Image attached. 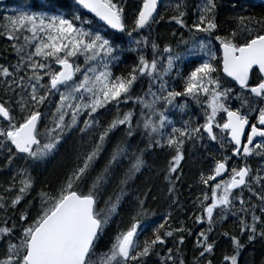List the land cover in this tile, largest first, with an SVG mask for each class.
Wrapping results in <instances>:
<instances>
[{
	"label": "snow or ice",
	"instance_id": "6c2138e0",
	"mask_svg": "<svg viewBox=\"0 0 264 264\" xmlns=\"http://www.w3.org/2000/svg\"><path fill=\"white\" fill-rule=\"evenodd\" d=\"M253 7L32 0L2 18L0 38L15 62L0 63V174L8 176L0 181V264H248L245 249L264 243V0L260 14H249ZM126 53L133 62L117 74ZM110 105L113 118L101 126ZM117 129L126 137L141 130L145 148L129 154L118 144L97 168ZM73 130L91 135L90 146L54 182L40 179ZM197 143L217 154L185 205L177 183L185 145ZM156 149L171 157L159 221L147 195L130 187L144 152ZM122 212L127 224L110 231Z\"/></svg>",
	"mask_w": 264,
	"mask_h": 264
},
{
	"label": "trees",
	"instance_id": "16d2710c",
	"mask_svg": "<svg viewBox=\"0 0 264 264\" xmlns=\"http://www.w3.org/2000/svg\"><path fill=\"white\" fill-rule=\"evenodd\" d=\"M32 2V0H10L8 2L0 3V23H3V17L6 15H10L11 11L15 7H19L22 4H27ZM57 5L66 4L68 0H53ZM137 0H129V3L135 4ZM165 2L174 3L175 0H165ZM252 2V1H251ZM189 3H192V0H189ZM227 3V0H225ZM256 5V7L249 9V14H260L261 12V4L252 2ZM223 18V17H221ZM163 24V22H162ZM164 34V29H161L159 25L154 35L161 36ZM8 48V43L0 38V63L5 62V57L7 60L11 62H15L14 54L9 49L5 52V49ZM124 63L119 65L114 71L119 74L120 71L124 70L128 65H131L134 59V55L131 53H126L125 57H123ZM139 89V87L137 88ZM192 112L199 113V108L192 106ZM114 109L112 106H109V109L104 110V115L100 117V125L106 126L107 122L113 118ZM181 114L177 113L173 118L178 121L177 126H179V119ZM83 119V117L81 118ZM195 119V117H194ZM143 133L141 130H137L135 134L131 137H126V133L123 129H117L114 133L110 134L109 140L106 144L104 153L101 154L100 161L97 163V168L102 167L103 163L106 160V157L110 154V152L116 147L118 144H122V146L126 147L129 154L136 153L139 154L141 149L145 148V142L142 139ZM92 142V136L87 135L81 138V134L73 130L72 133H69L64 142H62V146L60 147L59 155L56 160L52 161L50 164L46 166V171L40 179H47L49 181L54 182L58 178L61 177L64 168L63 165H71L74 162L76 155L79 153L86 151ZM205 144L208 142L205 141ZM212 151L209 152L208 148L202 147L201 144L197 143L194 147L191 145H185V161L182 162L183 174L181 176V180L177 183L178 193L180 196L181 203L185 205H190L191 199H193L196 195H199L197 180L201 170H205L207 167L208 159L212 155H216V145H211ZM200 154V155H199ZM170 154L166 150H153V151H145L144 152V160L146 162L145 168L141 170L140 173L137 174L136 179L131 184V189L133 190L134 195L146 194L148 199L146 203H148L153 211L156 213V216L153 217L155 220H160L161 216L167 210L166 208V195L165 188L167 181L163 179L166 174V168L168 161L171 157ZM131 159V155L124 158L123 164L121 166V171L125 170L129 166V161ZM159 159V160H158ZM259 162V158L253 164V160L251 161L252 167L256 168V163ZM158 171V172H157ZM36 173H34L35 175ZM8 179L6 173L0 174V181ZM42 185H38L40 187ZM109 194L112 192V188L108 189ZM35 195V193H33ZM124 213V214H123ZM175 215V213H174ZM181 219H184V215L180 216ZM127 214L126 212H122L119 217H113V223L110 225V231H114L116 225H120L121 227L127 224ZM191 223L190 221L188 222ZM203 226H196L194 228V233L199 230ZM228 227H232V225H228ZM188 248L186 252L188 254V258H192V250L194 246V236L189 237L187 240ZM221 244L224 247H227L224 241H221ZM192 246V247H191ZM243 258L248 261V264H264V243L257 241L254 245H249L244 253L242 254ZM217 259L220 257V252L216 253ZM214 264L216 261L214 260Z\"/></svg>",
	"mask_w": 264,
	"mask_h": 264
},
{
	"label": "rangeland",
	"instance_id": "374dc122",
	"mask_svg": "<svg viewBox=\"0 0 264 264\" xmlns=\"http://www.w3.org/2000/svg\"><path fill=\"white\" fill-rule=\"evenodd\" d=\"M160 26H161V29L163 30L164 27H163L162 22H161ZM158 27H159V25H154V26H153L154 32L157 31ZM164 32H165V29H164ZM139 91H140V89H137V92H138V93H139ZM131 107H134V106L131 104V102L129 103L128 106L121 105V111H122V112H123V111H128ZM136 111H137V112L139 111V108H138V107H136ZM257 159H258V158H256V159L253 160V164L256 162ZM257 164H258V162L256 163V165H257Z\"/></svg>",
	"mask_w": 264,
	"mask_h": 264
},
{
	"label": "water",
	"instance_id": "95a60500",
	"mask_svg": "<svg viewBox=\"0 0 264 264\" xmlns=\"http://www.w3.org/2000/svg\"><path fill=\"white\" fill-rule=\"evenodd\" d=\"M10 0H0V3H3V2H8ZM255 3H258V4H261L262 3V0H253Z\"/></svg>",
	"mask_w": 264,
	"mask_h": 264
},
{
	"label": "bare ground",
	"instance_id": "6f19581e",
	"mask_svg": "<svg viewBox=\"0 0 264 264\" xmlns=\"http://www.w3.org/2000/svg\"><path fill=\"white\" fill-rule=\"evenodd\" d=\"M200 155V154H199ZM170 157V156H169ZM159 160V159H158ZM170 160V159H169ZM158 172V171H157ZM124 214V213H123ZM192 247V246H191Z\"/></svg>",
	"mask_w": 264,
	"mask_h": 264
},
{
	"label": "flooded vegetation",
	"instance_id": "af4514ba",
	"mask_svg": "<svg viewBox=\"0 0 264 264\" xmlns=\"http://www.w3.org/2000/svg\"><path fill=\"white\" fill-rule=\"evenodd\" d=\"M253 2V0H251Z\"/></svg>",
	"mask_w": 264,
	"mask_h": 264
}]
</instances>
